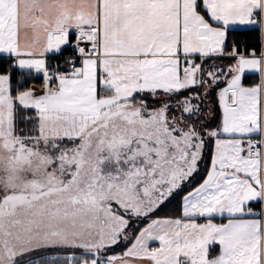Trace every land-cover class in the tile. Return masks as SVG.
<instances>
[{
    "label": "snow or ice",
    "instance_id": "6c2138e0",
    "mask_svg": "<svg viewBox=\"0 0 264 264\" xmlns=\"http://www.w3.org/2000/svg\"><path fill=\"white\" fill-rule=\"evenodd\" d=\"M0 264H264V0H0Z\"/></svg>",
    "mask_w": 264,
    "mask_h": 264
},
{
    "label": "trees",
    "instance_id": "16d2710c",
    "mask_svg": "<svg viewBox=\"0 0 264 264\" xmlns=\"http://www.w3.org/2000/svg\"><path fill=\"white\" fill-rule=\"evenodd\" d=\"M240 39L243 40V39H246V37H243V36H242V37H240ZM37 82H38V81H37ZM245 82L247 83L248 81H245ZM178 203H179V201H174L173 204L170 205L169 208L166 209L164 213H165V214H168V213H170V211H172V210H173V212H174V209H176ZM164 213H162V215H163Z\"/></svg>",
    "mask_w": 264,
    "mask_h": 264
},
{
    "label": "crops",
    "instance_id": "0c3cea01",
    "mask_svg": "<svg viewBox=\"0 0 264 264\" xmlns=\"http://www.w3.org/2000/svg\"><path fill=\"white\" fill-rule=\"evenodd\" d=\"M36 83H39V82H36ZM174 211H175V209H174ZM171 212H173V210Z\"/></svg>",
    "mask_w": 264,
    "mask_h": 264
},
{
    "label": "rangeland",
    "instance_id": "374dc122",
    "mask_svg": "<svg viewBox=\"0 0 264 264\" xmlns=\"http://www.w3.org/2000/svg\"><path fill=\"white\" fill-rule=\"evenodd\" d=\"M170 212H171V211H170ZM163 215H165V213H164Z\"/></svg>",
    "mask_w": 264,
    "mask_h": 264
}]
</instances>
